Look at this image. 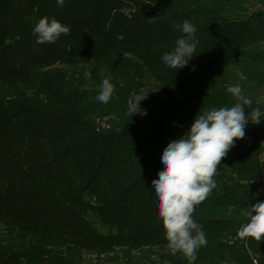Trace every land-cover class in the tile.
<instances>
[{"label": "trees", "instance_id": "1", "mask_svg": "<svg viewBox=\"0 0 264 264\" xmlns=\"http://www.w3.org/2000/svg\"><path fill=\"white\" fill-rule=\"evenodd\" d=\"M246 3L0 0V264H83V254L167 246L152 180L171 136L200 112L233 106L229 85L264 110L252 96L264 87V9ZM45 16L69 34L37 44L33 28ZM185 19L196 28L197 53L170 68L161 57L181 37L173 22ZM101 69L115 86L107 104L95 99ZM141 78L154 81L159 111L146 121L126 103ZM106 116L113 118L103 128ZM253 128L248 122L245 130ZM254 148L235 141L217 187L195 208L207 239L196 262L264 264V240L239 234L249 205L264 201L254 186L264 175Z\"/></svg>", "mask_w": 264, "mask_h": 264}, {"label": "clouds", "instance_id": "2", "mask_svg": "<svg viewBox=\"0 0 264 264\" xmlns=\"http://www.w3.org/2000/svg\"><path fill=\"white\" fill-rule=\"evenodd\" d=\"M57 5L63 7L64 0H57ZM121 11L127 14L128 9L122 8ZM172 27L180 30L181 37L176 40L174 50L164 53L161 59L168 67L181 69L197 53L196 28L187 19L182 24L173 22ZM69 32L67 25L47 16L40 18L33 28L37 44H53ZM105 71L101 69L102 77ZM110 80L111 77L102 80L95 97L100 103L107 104L112 98L115 86ZM227 92L236 103L231 107L200 112L188 132L182 138L171 140L164 148L162 170L158 172V179L152 180L157 215L162 222L167 247L173 254L179 252L186 257L188 264H194L198 249L207 245L202 226L193 219L195 208L217 187L218 166L235 141L244 138L248 122L259 124L264 116L260 108L252 107L253 101L244 94L241 85H229ZM144 98L135 96L130 111L139 108ZM246 109H250L247 116ZM249 207V221L241 226L239 234L260 242L264 240V201H257Z\"/></svg>", "mask_w": 264, "mask_h": 264}, {"label": "rangeland", "instance_id": "3", "mask_svg": "<svg viewBox=\"0 0 264 264\" xmlns=\"http://www.w3.org/2000/svg\"><path fill=\"white\" fill-rule=\"evenodd\" d=\"M246 7L248 10H259L264 9V0H247ZM264 57V45H262V50H260ZM154 81L151 79H138L136 86L132 89V96L127 99V107L130 109L134 103L135 96H145V98L139 103V108L133 110L136 112V119L139 121H146L154 118L158 115L159 111L156 107L151 104V93L149 90L153 86ZM155 92V89H153ZM254 100L261 107H264V87L260 86L256 91L252 93ZM260 108V107H259ZM264 113V110L261 109ZM138 111V112H137ZM112 116H106L103 118V122H108L112 119ZM99 122L98 119H96ZM101 121L100 125L103 128H108V124ZM251 122V121H249ZM252 132L245 130L244 140L251 143L254 149H260V160L264 164V116H262L261 122L259 124H253ZM188 130L181 129L176 131L171 140L182 138ZM256 133V134H255ZM172 135V134H171ZM264 181V175L257 181L254 182L255 188L258 187L259 190L264 192L262 183ZM245 215V213H243ZM237 242L241 243V237H237ZM244 248L246 247V242H243ZM176 259V260H175ZM180 260V261H178ZM80 261L83 264H188V260L181 253L176 252L175 254L167 247H152L150 249H142L140 251H131L129 253L125 251H117L110 255H90L83 254ZM252 263L257 264V259L252 257ZM194 264H205L202 262H194ZM219 264H242L237 262V260L231 257L221 260Z\"/></svg>", "mask_w": 264, "mask_h": 264}, {"label": "built area", "instance_id": "4", "mask_svg": "<svg viewBox=\"0 0 264 264\" xmlns=\"http://www.w3.org/2000/svg\"><path fill=\"white\" fill-rule=\"evenodd\" d=\"M138 112V111H137ZM105 122H103V124H104ZM102 124V123H101Z\"/></svg>", "mask_w": 264, "mask_h": 264}]
</instances>
